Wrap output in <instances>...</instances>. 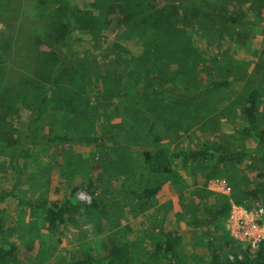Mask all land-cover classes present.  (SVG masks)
<instances>
[{
  "label": "rangeland",
  "instance_id": "obj_1",
  "mask_svg": "<svg viewBox=\"0 0 264 264\" xmlns=\"http://www.w3.org/2000/svg\"><path fill=\"white\" fill-rule=\"evenodd\" d=\"M68 1L99 21L88 15L90 28L74 23L67 40L57 41L75 53L76 71L56 93L34 65L37 51L53 50L32 35L37 19H55L56 4L11 0L0 16V244L18 249L15 260L0 264H69L113 243L127 249L128 264H211L208 241H231L216 251L221 258L251 256L250 226L264 222V171L253 159L220 162L214 153L185 166L173 160L174 181L150 173L142 153L222 143L264 157V144L259 149L253 135L238 132L250 91L258 96L256 127L264 128V0H144L130 18L124 0ZM216 12L243 15L232 23ZM39 87L49 89L41 115ZM53 134L100 138L47 140ZM155 184L161 187L149 199L122 196ZM258 186L256 196L245 195ZM92 196L97 207L81 204L53 231L47 208L28 203H88ZM226 203L222 215L205 211ZM160 229L177 236L171 261L153 255L164 240Z\"/></svg>",
  "mask_w": 264,
  "mask_h": 264
},
{
  "label": "trees",
  "instance_id": "obj_2",
  "mask_svg": "<svg viewBox=\"0 0 264 264\" xmlns=\"http://www.w3.org/2000/svg\"><path fill=\"white\" fill-rule=\"evenodd\" d=\"M7 1L11 0H0V16L5 14V8ZM40 3H55V19L49 20L48 18L41 17L36 20L32 29V35L35 40H42L48 47L52 48V52L49 55L46 52L37 51L34 58V65L37 66V71L41 74H46L49 78L47 83L51 89V93H56V88L60 86L61 83L74 79L75 77V64L72 63V56L75 53L68 51L64 53L60 47H56L58 40H67L69 37L74 23H79L83 28H90L89 17H94L93 21L98 20L97 17L89 13H80L77 8L72 6L68 0H38ZM144 0H124L125 10L124 17L130 18L129 14L131 11L140 12L145 9L143 4ZM220 16L224 17L226 20L235 23L241 17L242 13L226 14L216 12ZM89 15V17H87ZM92 21V22H93ZM94 23V22H93ZM42 30L46 34L39 33ZM38 32V33H37ZM35 34V35H34ZM56 48V49H55ZM21 57V54H17ZM50 55L55 61V64L51 66ZM73 56V57H74ZM35 81H38L36 78ZM1 84V83H0ZM225 82H213L212 87H218L225 85ZM48 90L45 87H39L38 92L35 94L34 103L37 105V115H41L40 106L46 102ZM181 95V94H179ZM70 102V99H68ZM257 102L258 96L255 91H250L246 96L245 105L242 108L244 118L246 120V125L239 128L238 132L244 135H253L257 140V146L259 149L262 148L264 144V128L257 129ZM35 111V110H34ZM83 113L85 111L83 110ZM145 135L150 139H154V134L147 130ZM30 137L29 132L23 133V139H28ZM47 140L49 141H66L71 143H95L99 140L100 136L97 135H62L53 134L47 135ZM214 153L219 155L220 162H238L246 158H251L257 165L260 172L264 171V157L257 156L253 154L244 153L241 151H235L222 143H207L201 148L197 149H168L166 147H160L155 151H144L142 153V160L150 173L156 175L167 176L174 181L180 180V174L177 169L173 167V160H179L183 166L188 161H195L199 158L206 156H211ZM261 174V173H260ZM90 186V185H89ZM161 185L155 184L152 187H145L140 191L126 190L123 192L122 196L131 197L136 200L149 199L151 196L155 195ZM260 187L251 189L245 193V195L256 196L260 191ZM3 195L0 194V198ZM235 203L240 204L241 200L235 199ZM30 205L37 207H46L47 212L45 214V220L48 224L49 231H53L58 224L64 223L67 215L75 214L78 212L80 205H86L90 207H97L99 203L96 198L92 196L91 201L84 202L79 200H72L71 198H66L62 201H32L28 200ZM229 208V204L222 205L219 210H214L213 212L209 209L205 211L212 214L213 217L222 215ZM160 233L163 235L164 240L162 242L156 243L153 249V255L160 256L168 261H171L176 257V241L177 236L173 235L171 232L164 231L160 229ZM0 236L4 239V229L3 222L0 216ZM231 241L225 240L223 243H213L208 241V249L211 253V264H264V241H260L258 248L253 255H248L247 251H244L242 257L235 254L232 258L225 256L221 258L216 251L220 248L230 246ZM18 254L17 246L14 243L2 242L0 244V262L13 261L16 259ZM128 252L127 249L118 243H113L108 250L103 254H94L92 251L85 252L81 258L71 261L69 264H128Z\"/></svg>",
  "mask_w": 264,
  "mask_h": 264
},
{
  "label": "built area",
  "instance_id": "obj_3",
  "mask_svg": "<svg viewBox=\"0 0 264 264\" xmlns=\"http://www.w3.org/2000/svg\"><path fill=\"white\" fill-rule=\"evenodd\" d=\"M239 211L240 217L241 215H245V211L242 210L241 207L237 206L236 207ZM262 210H260L261 212ZM250 223V221H249ZM250 231L251 234L249 235V241H248V247H249V252L252 253V255L255 253V251L258 248V244L260 241H264V222L261 225H252L250 226ZM232 258V257H230Z\"/></svg>",
  "mask_w": 264,
  "mask_h": 264
}]
</instances>
